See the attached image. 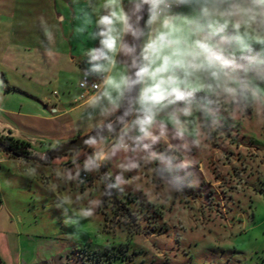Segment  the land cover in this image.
Returning <instances> with one entry per match:
<instances>
[{
	"label": "clouds",
	"instance_id": "9594fccd",
	"mask_svg": "<svg viewBox=\"0 0 264 264\" xmlns=\"http://www.w3.org/2000/svg\"><path fill=\"white\" fill-rule=\"evenodd\" d=\"M85 4V23L76 31L92 27L96 44L84 52L88 67L79 69L77 84L86 91L77 99L88 131L72 167L58 177L80 186L98 174L103 190L61 200V207L80 204L67 216L73 225L140 172L169 193L184 192L195 185L193 149L212 138L226 114H264V0ZM109 165L114 172L100 173Z\"/></svg>",
	"mask_w": 264,
	"mask_h": 264
},
{
	"label": "rangeland",
	"instance_id": "374dc122",
	"mask_svg": "<svg viewBox=\"0 0 264 264\" xmlns=\"http://www.w3.org/2000/svg\"><path fill=\"white\" fill-rule=\"evenodd\" d=\"M77 1L83 0H0V35L8 24L16 29L27 20L31 26L41 13L47 15L48 26L57 31L61 47L70 56L60 79L50 81L44 92L50 99L57 98L62 95L61 85L67 86L74 105L83 103L76 89L82 64L69 59L82 52L87 41L96 43L88 36L92 29L87 34L76 31L84 25L88 11L82 6L84 16L77 10L74 19ZM25 45L37 43L14 40L8 64L11 60L21 66ZM48 61L52 60L46 57L44 65ZM35 64L41 63L36 60ZM30 77V85L39 84L37 74ZM6 80L23 85L10 73ZM2 83L0 78V87ZM87 131L85 126L79 136ZM0 138L7 137L0 134ZM23 144L20 151L27 156L44 151L41 144ZM73 154L39 165L32 175L29 169L35 163L0 152V158H10L0 162V229L9 227L12 212L14 241L21 244L25 259L47 258L54 251L64 256L62 261L66 255L71 261L76 256L77 264H264V114L255 109L247 115L226 114L212 138L193 149L195 185L184 192L169 193L150 173L140 172L123 192L102 197L104 203L95 214L77 225L66 219L80 204L61 207V200L68 195L75 200L84 193L95 198L103 186L98 184V174H88L86 184L80 186L58 177L64 168L72 167ZM114 171V165L100 169V173Z\"/></svg>",
	"mask_w": 264,
	"mask_h": 264
},
{
	"label": "crops",
	"instance_id": "0c3cea01",
	"mask_svg": "<svg viewBox=\"0 0 264 264\" xmlns=\"http://www.w3.org/2000/svg\"><path fill=\"white\" fill-rule=\"evenodd\" d=\"M78 3H75L73 9L74 19L77 17V10L80 17L84 16L82 6L86 5L85 0L81 1L80 4ZM46 18L47 15L44 16L41 13V16L37 18L38 21L35 20L30 23L31 26L35 25L36 29L30 28L31 26L27 20L16 29L14 25L8 24L6 33L0 35V78L3 79L0 87V134L18 142L41 144L43 152L47 151L48 146L50 150L52 145L57 146L78 137L86 126L83 122V103L74 105V97L71 98V92L66 88L67 86L61 85L62 95H57V98L53 96L50 99L44 92L47 84L50 85V81L60 79L59 76L68 65V62L66 64L68 55L70 56L61 47L62 41L57 31L48 26L49 21ZM45 25L50 28L49 32H46ZM89 29H92V27H89ZM86 32L83 34H87ZM14 35L19 37L13 39ZM18 39H21L23 43H37L36 46L25 45V48L21 49L23 58L21 66L12 63L11 60L8 64L7 60V57L12 54L10 52L11 48H9L12 47L10 44ZM95 44L87 41L82 52L73 54L69 61L72 63L74 60H78L82 64L80 65L81 68L88 67L84 52L87 48L95 46ZM46 57L52 61H48L44 65ZM36 60L41 64H35ZM8 73L19 77L23 85L20 86L17 83L7 81ZM33 74L38 75L37 78L40 81L38 85H30L32 78L30 76ZM6 86L17 90V93L6 91ZM76 89L80 95L81 92L77 86ZM77 125H79L78 131L76 130ZM5 159L10 160V158ZM5 159L0 158V162H5ZM2 212L3 204L0 200V215ZM9 214L11 216H8L10 220L9 227L4 230L0 229V260L3 264H71L72 261L77 264L76 256L71 261L69 256L66 255L65 260L62 261L64 256L60 252H54L50 249L52 253L47 258L34 256L32 259H25L21 244L14 241L16 233L11 228L13 213Z\"/></svg>",
	"mask_w": 264,
	"mask_h": 264
},
{
	"label": "water",
	"instance_id": "95a60500",
	"mask_svg": "<svg viewBox=\"0 0 264 264\" xmlns=\"http://www.w3.org/2000/svg\"><path fill=\"white\" fill-rule=\"evenodd\" d=\"M84 136H78L68 142L59 144L55 148L50 149L49 151H45L39 156H27L25 154H19L15 152L13 149L7 147L0 138V152L6 155L7 157H11L16 160L44 165V164H48L55 158L74 153V150L81 147L82 139L84 138ZM44 154L47 155V159L46 160L39 159V157H41Z\"/></svg>",
	"mask_w": 264,
	"mask_h": 264
},
{
	"label": "trees",
	"instance_id": "16d2710c",
	"mask_svg": "<svg viewBox=\"0 0 264 264\" xmlns=\"http://www.w3.org/2000/svg\"><path fill=\"white\" fill-rule=\"evenodd\" d=\"M6 91H9V92H13V93H17V90L13 89V88H9V87H5ZM2 142L9 148L13 149L15 152L19 153V154H23L21 151H20V147L21 146H24L25 144L21 143V142H18V141H14L10 138H4L2 139ZM0 264H3L0 260Z\"/></svg>",
	"mask_w": 264,
	"mask_h": 264
},
{
	"label": "built area",
	"instance_id": "2783aa9c",
	"mask_svg": "<svg viewBox=\"0 0 264 264\" xmlns=\"http://www.w3.org/2000/svg\"><path fill=\"white\" fill-rule=\"evenodd\" d=\"M77 88L80 90L81 94L84 93V92L86 91L85 89H81V88H79V87H78V84H77ZM87 91L90 92L91 89H88ZM81 94H80V95H81ZM82 175H84V174L82 173ZM85 180H86V182H87V180H88V176H85ZM85 184H86V183H85ZM85 184H84V185H85Z\"/></svg>",
	"mask_w": 264,
	"mask_h": 264
}]
</instances>
